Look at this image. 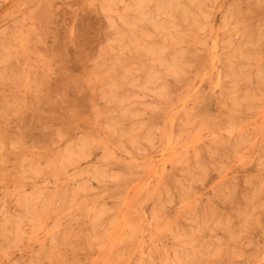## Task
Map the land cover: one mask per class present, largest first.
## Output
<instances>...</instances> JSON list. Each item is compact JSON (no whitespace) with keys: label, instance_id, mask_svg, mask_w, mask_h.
Masks as SVG:
<instances>
[{"label":"rangeland","instance_id":"374dc122","mask_svg":"<svg viewBox=\"0 0 264 264\" xmlns=\"http://www.w3.org/2000/svg\"><path fill=\"white\" fill-rule=\"evenodd\" d=\"M0 264H264V0H0Z\"/></svg>","mask_w":264,"mask_h":264}]
</instances>
